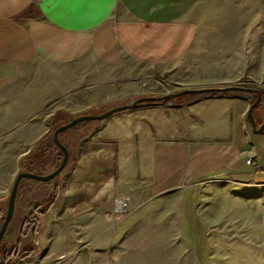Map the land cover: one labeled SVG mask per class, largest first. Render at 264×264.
Segmentation results:
<instances>
[{"label": "crops", "instance_id": "0c3cea01", "mask_svg": "<svg viewBox=\"0 0 264 264\" xmlns=\"http://www.w3.org/2000/svg\"><path fill=\"white\" fill-rule=\"evenodd\" d=\"M225 87L255 92L184 95L60 134L63 172L18 185L13 217L20 197V214L27 208L19 250L33 251L22 264H113L156 197L264 174V2L110 0L81 18L58 0H0V218L20 173L58 168L53 135L73 119ZM114 197L128 198L130 213L112 232L103 214Z\"/></svg>", "mask_w": 264, "mask_h": 264}, {"label": "rangeland", "instance_id": "374dc122", "mask_svg": "<svg viewBox=\"0 0 264 264\" xmlns=\"http://www.w3.org/2000/svg\"><path fill=\"white\" fill-rule=\"evenodd\" d=\"M192 56V53L188 54L181 65L193 63ZM178 91L181 90L175 92ZM81 124L83 122L75 127ZM67 146L71 147L70 144ZM61 162L62 159L59 165ZM250 175L245 180L212 178L156 197L157 202L146 208V212L152 214L146 218V214L137 215L134 221L133 247L121 250L113 264H264V174ZM19 194L22 196L21 189ZM116 198L109 202L103 214L112 232L130 213V200L121 197L127 199L128 208L118 220L107 222L105 215L112 211ZM19 199L16 214L4 235L3 246L21 252L19 246L23 235L20 226L27 208L24 206L20 214L23 202L22 197ZM5 216L6 211L0 218V228ZM143 233L145 240L140 238ZM151 235L154 238L151 239ZM131 251L132 258L129 256Z\"/></svg>", "mask_w": 264, "mask_h": 264}, {"label": "water", "instance_id": "95a60500", "mask_svg": "<svg viewBox=\"0 0 264 264\" xmlns=\"http://www.w3.org/2000/svg\"><path fill=\"white\" fill-rule=\"evenodd\" d=\"M221 91H243V92H255V90L252 89H245V88H240V87H229V88H224V89H201V90H181L172 94L165 95L161 98H155V97H141L137 100H135L131 105L128 106H121V107H116L113 108L101 115L98 116H81L73 119L70 123L67 125H64L60 128H58L53 135L54 142L56 146L60 149V151L63 153V159L61 164L58 166V168L51 174L46 175V176H38L35 174H30V173H20L17 177L16 180L13 184V187L11 189L9 198H8V204H7V210H6V216L5 219L2 223V226L0 228V243L3 240V237L6 233V230L8 228V225L10 224L13 213H14V208H15V201H16V195H17V189L18 185L21 180L23 179H29V180H34L42 183L49 182L56 178L60 173L63 172L65 169L67 163H68V151L67 149L59 142L58 136L62 134L63 132L75 127L77 124L82 123V122H87V121H102L110 116L114 115L115 113L127 111V110H133L137 109L142 105H149L155 102H162V101H170V100H175L178 99L184 95H194V94H201V93H211V92H221ZM259 102V98L256 103ZM251 113V110H250Z\"/></svg>", "mask_w": 264, "mask_h": 264}, {"label": "snow or ice", "instance_id": "6c2138e0", "mask_svg": "<svg viewBox=\"0 0 264 264\" xmlns=\"http://www.w3.org/2000/svg\"><path fill=\"white\" fill-rule=\"evenodd\" d=\"M58 2L72 15L83 18L92 16L97 8L107 7L110 0H58Z\"/></svg>", "mask_w": 264, "mask_h": 264}, {"label": "trees", "instance_id": "16d2710c", "mask_svg": "<svg viewBox=\"0 0 264 264\" xmlns=\"http://www.w3.org/2000/svg\"><path fill=\"white\" fill-rule=\"evenodd\" d=\"M164 102L165 101L155 102V103H152L151 105L163 104ZM49 205H50V202L49 204L46 205V207H48ZM33 233H36L35 229ZM3 245H4V242L2 241L0 243V259H2L1 264H22L24 260L28 259L33 253L32 250H25V251L19 252L18 249H15V248L7 250L5 246Z\"/></svg>", "mask_w": 264, "mask_h": 264}, {"label": "built area", "instance_id": "2783aa9c", "mask_svg": "<svg viewBox=\"0 0 264 264\" xmlns=\"http://www.w3.org/2000/svg\"><path fill=\"white\" fill-rule=\"evenodd\" d=\"M257 159V153L254 149L250 150L248 155L245 159V164L247 166H252ZM117 201L121 202V205H117ZM128 208V201L125 198H116L113 201V209L110 213H107L105 215V219L107 222H114L115 220H118V218L125 213V210ZM117 216V217H116Z\"/></svg>", "mask_w": 264, "mask_h": 264}, {"label": "bare ground", "instance_id": "6f19581e", "mask_svg": "<svg viewBox=\"0 0 264 264\" xmlns=\"http://www.w3.org/2000/svg\"><path fill=\"white\" fill-rule=\"evenodd\" d=\"M117 205H121V202L117 201Z\"/></svg>", "mask_w": 264, "mask_h": 264}]
</instances>
